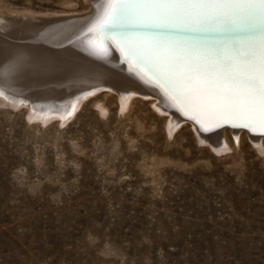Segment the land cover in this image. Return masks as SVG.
I'll return each mask as SVG.
<instances>
[{"label":"rangeland","instance_id":"1","mask_svg":"<svg viewBox=\"0 0 264 264\" xmlns=\"http://www.w3.org/2000/svg\"><path fill=\"white\" fill-rule=\"evenodd\" d=\"M94 1L0 13L48 19L32 37ZM71 86L63 109L0 89V264H264L263 135L226 127L218 152L157 99Z\"/></svg>","mask_w":264,"mask_h":264},{"label":"bare ground","instance_id":"2","mask_svg":"<svg viewBox=\"0 0 264 264\" xmlns=\"http://www.w3.org/2000/svg\"><path fill=\"white\" fill-rule=\"evenodd\" d=\"M93 3L92 13L87 17H61L58 20L66 22L65 25L40 29L43 32L39 31L32 37H17L19 34L16 33L42 28L48 19H26L30 24H25L23 20L21 24L24 25H21L14 18H3L0 13V34H5L0 35L5 40L3 44L0 42V89L59 109H63V106L67 108L69 102L74 100L75 96L68 95L67 91L75 84L87 89L107 86L117 89L119 93H129V96L121 94L123 98L135 95L154 98L159 102L157 107L163 109L166 104L175 125L191 121L203 141L218 152L224 150L227 146L223 130L226 127L233 130L238 127L219 124L201 126L191 119L192 113L181 105L166 86L159 71V62L155 58H132L128 54L126 42L150 47L174 45L190 54L214 56L229 51L234 43L244 48L250 42L264 40V28L258 26L252 31L184 26L145 28L127 19H120L105 27V34H89L86 28L96 23L104 12L103 0ZM104 35H107L106 38ZM62 87L68 88L61 90ZM167 101L172 108L167 105ZM226 122L243 124L236 120L221 123ZM250 129L262 132L257 127L249 128L251 132ZM250 135L262 139V135Z\"/></svg>","mask_w":264,"mask_h":264},{"label":"snow or ice","instance_id":"3","mask_svg":"<svg viewBox=\"0 0 264 264\" xmlns=\"http://www.w3.org/2000/svg\"><path fill=\"white\" fill-rule=\"evenodd\" d=\"M103 7L97 29L120 19L145 28H264V0H103ZM126 48L134 59L159 62L166 86L201 126L236 120L264 132V40L214 56L131 41Z\"/></svg>","mask_w":264,"mask_h":264},{"label":"water","instance_id":"4","mask_svg":"<svg viewBox=\"0 0 264 264\" xmlns=\"http://www.w3.org/2000/svg\"><path fill=\"white\" fill-rule=\"evenodd\" d=\"M100 20V19H99ZM98 20V21H99ZM98 21L96 22V24L94 25V24H92V25H94V28L96 29H93V30H91V28H86V30H88V32H90L89 34H98V33H103V34H105V27H108V25L107 26H103V27H101V28H99V29H97V27H96V25H97V23H98ZM106 36L107 35H104V38H106ZM153 82H155V80L154 79H152V78H150ZM156 83V82H155ZM102 91H106L104 88H102L101 89V91H99V92H102ZM98 92V93H99ZM92 93H94V91L92 92ZM98 93H96V94H98ZM91 95V94H90ZM95 95V94H94ZM94 95H91V97L92 96H94ZM89 96V95H88ZM139 96H142V95H139ZM167 96H169V95H167ZM87 97V96H86ZM143 97V96H142ZM4 99H7V98H5V97H3ZM9 99H7V101H8ZM8 102H15L16 104H28L27 102H23V101H20V102H16V101H12V100H10V101H8ZM32 109H34V108H32ZM38 110V109H37ZM36 109H34V111H37ZM38 112H39V110H38ZM40 113H42L44 116H49V113L48 112H42V111H40ZM233 126V127H238V128H244V129H249V128H246V127H243L242 125H240V124H235V123H232V122H226V123H221V124H219L218 126ZM217 126V127H218ZM251 130V129H250ZM251 132L252 133H254V134H259V135H263L264 136V132H255V131H253V130H251Z\"/></svg>","mask_w":264,"mask_h":264}]
</instances>
